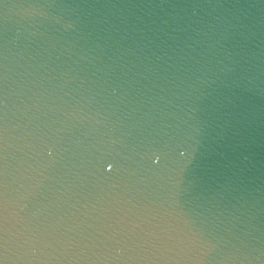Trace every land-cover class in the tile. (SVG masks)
I'll return each instance as SVG.
<instances>
[{
    "label": "water",
    "instance_id": "95a60500",
    "mask_svg": "<svg viewBox=\"0 0 264 264\" xmlns=\"http://www.w3.org/2000/svg\"><path fill=\"white\" fill-rule=\"evenodd\" d=\"M0 264H264V0H0Z\"/></svg>",
    "mask_w": 264,
    "mask_h": 264
}]
</instances>
